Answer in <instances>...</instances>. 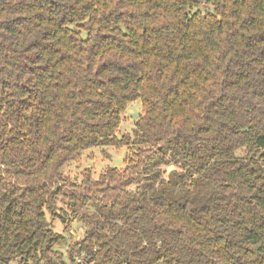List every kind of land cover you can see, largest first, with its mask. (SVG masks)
Here are the masks:
<instances>
[{
    "label": "trees",
    "instance_id": "obj_1",
    "mask_svg": "<svg viewBox=\"0 0 264 264\" xmlns=\"http://www.w3.org/2000/svg\"><path fill=\"white\" fill-rule=\"evenodd\" d=\"M0 264H264V0H0Z\"/></svg>",
    "mask_w": 264,
    "mask_h": 264
},
{
    "label": "rangeland",
    "instance_id": "obj_2",
    "mask_svg": "<svg viewBox=\"0 0 264 264\" xmlns=\"http://www.w3.org/2000/svg\"><path fill=\"white\" fill-rule=\"evenodd\" d=\"M204 7L205 6L202 5V8ZM134 112L138 114L137 116L141 113L139 101H134L128 104L122 115L121 124L118 130L115 131L117 137H120L123 133H132L134 126L133 123L135 121L132 119V114ZM127 153L128 150L126 148L115 149L110 146L92 147L86 149L82 151L77 158L71 160L64 167L63 175L78 182L81 177V172L85 168H89L93 177L97 178L103 168L113 165V159L120 158L121 162L117 166L122 167ZM52 228L56 232L64 233L65 236H71V240L82 239L86 229L80 222H72L68 230L64 232V225L59 220L52 223ZM59 250L63 253L65 252V248H60Z\"/></svg>",
    "mask_w": 264,
    "mask_h": 264
},
{
    "label": "water",
    "instance_id": "obj_3",
    "mask_svg": "<svg viewBox=\"0 0 264 264\" xmlns=\"http://www.w3.org/2000/svg\"><path fill=\"white\" fill-rule=\"evenodd\" d=\"M137 113L136 112H134L133 114H132V119L133 120H136V118H137ZM113 162V164L115 165V166H117L120 162H121V159L120 158H118V159H113L112 160Z\"/></svg>",
    "mask_w": 264,
    "mask_h": 264
},
{
    "label": "built area",
    "instance_id": "obj_4",
    "mask_svg": "<svg viewBox=\"0 0 264 264\" xmlns=\"http://www.w3.org/2000/svg\"><path fill=\"white\" fill-rule=\"evenodd\" d=\"M76 263H82V259H81V257H78V258L76 259Z\"/></svg>",
    "mask_w": 264,
    "mask_h": 264
}]
</instances>
